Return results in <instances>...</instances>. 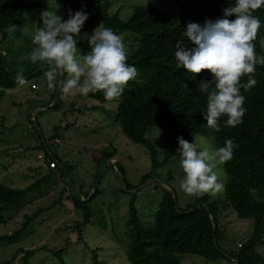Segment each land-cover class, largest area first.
<instances>
[{
	"label": "trees",
	"instance_id": "1",
	"mask_svg": "<svg viewBox=\"0 0 264 264\" xmlns=\"http://www.w3.org/2000/svg\"><path fill=\"white\" fill-rule=\"evenodd\" d=\"M42 1L0 0V44L20 23L24 12L28 11L31 14L28 16V20H31L35 11L47 8ZM164 1H167L166 6L161 7L137 5L133 7L132 15L128 19H122L118 13L110 12L109 0H54L58 10L66 17L69 9L75 12L83 7L89 13V18L82 29L83 33L91 34L100 25L121 34L128 48L126 63L133 65L138 71V76L128 82L122 96L118 100H113L116 108L115 122L122 133L131 142L143 145L151 159L152 170L144 175L138 185L128 183L121 176L128 191H136L137 195L138 189L150 179L160 178L155 172L156 169L165 167L178 153L177 136H182L189 142H193L196 135L210 136L215 148L223 146L228 139L233 140L235 144L232 159L222 164L226 174L222 199L203 194L185 209H180L175 194L171 190H164L159 207L149 222L141 220L136 206L137 198L129 201V218L125 225L127 261L129 264H181L180 255L190 254L207 261L227 258L236 264H264V256L257 250L259 246H264V64L256 66L253 74L256 84L247 90L240 88L241 94L246 97L243 107L247 109L242 122L235 127L227 126L224 123L227 116L223 115L218 121L219 130L210 128L201 116V111L206 109L208 94L216 91L215 84L211 82L212 76L208 70L191 74L183 68H177L174 55L176 42L183 40L186 47H191L187 38L182 36L187 23L203 24L206 18L214 21L222 15L225 7L234 6L235 0ZM253 15L261 21L256 39L253 41L255 52L258 56L264 57V44L261 43L264 41V6L255 10ZM77 46L79 47V42ZM7 57L8 53L5 54L0 48V96L4 95L6 89H13L20 83L19 76L10 69ZM28 64L29 68L21 77L31 79L44 76L43 84L32 81L31 90L33 91L32 85H36L34 91H39L44 85L43 89L48 92L50 98L48 104L52 105L57 95V102L53 106L57 107L64 93L62 91L57 93L58 89L48 88L44 75L47 70L46 64L40 61L36 63L29 61ZM66 78V73L57 77L58 80ZM240 79L243 84L247 82L248 77L242 76ZM88 96L97 104L86 105L83 111L80 109L84 114L88 110H100L109 101L105 99L102 90L89 92ZM26 108L28 109V106ZM38 108L34 113V122H37L36 113H40L44 105L39 104ZM4 122L5 119L2 120V126H5ZM18 125L14 123L9 130H15ZM71 125L66 124L64 129H69ZM153 128L161 130L163 139L161 155L147 136ZM57 138V133L50 137L51 140ZM38 147L45 152L47 160L50 159V162H55V166H59L58 156L50 151L46 141H42ZM18 148L20 147H15ZM115 157V151L104 154L105 161ZM160 157L162 159L159 161ZM123 168L117 161L115 169L118 174L122 175ZM54 174L51 171L24 189L0 184V224L7 221L3 215L5 211L17 207L29 194L48 185ZM75 187V184L71 183L69 188L60 191L51 206H64L70 201L82 214L83 219L76 226L80 235L92 221L91 203L99 195L94 190V196L87 200L90 193L85 197L82 193L78 196ZM121 191L128 192L123 190V184ZM230 208L235 211L238 218L253 220V235L239 246L237 252L229 253L219 244L218 215ZM190 210L194 211L189 212ZM35 214L25 216L17 230L0 236V240L5 239L10 244L19 242ZM42 249L47 250L48 247ZM37 251L39 250H26L22 257L23 263L31 264ZM62 254L63 250L54 252L60 264H64ZM97 256V251H93L94 264H99Z\"/></svg>",
	"mask_w": 264,
	"mask_h": 264
},
{
	"label": "rangeland",
	"instance_id": "2",
	"mask_svg": "<svg viewBox=\"0 0 264 264\" xmlns=\"http://www.w3.org/2000/svg\"><path fill=\"white\" fill-rule=\"evenodd\" d=\"M52 1L42 2L49 11H57L58 15L67 19ZM109 1L110 12L118 13L122 19H128L133 7L137 5L161 7L167 3L164 0ZM40 12L41 9L35 11L31 20H28L31 14L24 12L20 23L0 44L1 50L8 53L10 69L19 77L31 64H28L26 56L33 48L31 37L34 28L40 23ZM78 48L84 54L89 50V45L86 40H82ZM23 79V84L6 89L4 95L0 96V184L24 189L51 171L55 174L48 185L29 194L20 205L3 213L7 221L0 224V236L13 233L25 220V216L36 214L19 242L10 244L5 239L0 240V264H24L23 254L26 250L33 249L39 251L32 258L31 264H60V260L54 255L58 250H63L64 264H94L93 251H97L99 264H129L126 257L125 225L132 198H137L136 206L141 220L149 222L159 207L164 190H171L175 194L180 209H185L202 196L187 194L180 189L179 180L184 173L179 164V153L165 167L157 168L155 172L160 178L150 179L138 189L137 195L136 191L122 192L124 179L121 176L128 183L138 185L144 175L152 170V166L147 149L131 142L115 122V102L108 101L100 110H88L84 114L80 109L83 111L86 105L97 103L88 96L89 93L81 95L73 90L64 93L57 107H53L57 100L55 103L53 100L52 106L48 104L50 98L43 89L44 85L39 91H34L36 89L33 88L32 91L30 87L32 81L43 84L44 76ZM37 103L44 105V108L36 113L37 122H34V113L39 109ZM4 119L5 126H2ZM14 123L19 125L10 131L9 128ZM66 124L72 125L65 130ZM55 133L58 138L51 140L50 137ZM147 136L161 155V130L153 128ZM42 141H46L50 151L58 156V167L55 162L47 160L45 152L38 147ZM193 142L207 143L215 148L210 136L196 135ZM16 146L20 148L15 149ZM113 151L116 152V157L105 161L104 154ZM161 159L160 157L159 161ZM117 161L124 167L122 175L115 169ZM217 171L218 179L225 188L226 174L223 165L218 166ZM71 183L75 184L78 196L82 193L85 197L90 193L87 200L94 196V190L99 195L91 203L92 221L80 235L76 226L83 218L73 204L67 201L64 206H51L59 192L69 188ZM223 193L224 189L213 197L222 199ZM218 219L219 244L229 253L237 252L239 246L253 235V220L238 218L231 208L220 213ZM43 247L48 249L43 250ZM257 250L264 256V246H259ZM180 260L181 264H233L227 258L207 261L190 254L180 255Z\"/></svg>",
	"mask_w": 264,
	"mask_h": 264
},
{
	"label": "clouds",
	"instance_id": "3",
	"mask_svg": "<svg viewBox=\"0 0 264 264\" xmlns=\"http://www.w3.org/2000/svg\"><path fill=\"white\" fill-rule=\"evenodd\" d=\"M262 6L264 0H235L234 6L225 7L214 21L206 18L203 24L187 23L182 36L191 47H186L183 40L176 42L177 68L191 74L208 70L212 76L216 91L208 94L201 116L217 131L223 115L227 116L224 121L227 126L235 127L242 122L247 109L243 107L246 97L240 88L247 90L254 86L256 66L264 64V57L257 55L253 43L261 25L253 12ZM88 18L89 13L83 7L75 12L69 9L67 19L57 11L43 10L31 37L33 48L26 59L46 64L44 75L50 89L63 93L74 90L81 95L102 90L106 100H118L128 82L136 79L138 71L126 63L128 48L121 34L100 25L91 34H82ZM82 40L89 45L84 54L77 46ZM65 73L67 79H57ZM242 76L248 77L246 83L241 84ZM18 80L24 83L23 77ZM176 139L184 173L179 180L180 189L197 196L222 193L224 184L218 179L217 169L232 159L234 141L228 139L223 146L212 148L210 144L189 142L182 136Z\"/></svg>",
	"mask_w": 264,
	"mask_h": 264
},
{
	"label": "water",
	"instance_id": "4",
	"mask_svg": "<svg viewBox=\"0 0 264 264\" xmlns=\"http://www.w3.org/2000/svg\"><path fill=\"white\" fill-rule=\"evenodd\" d=\"M57 93H59V90H58ZM56 100H57V95H56L55 98H54V103L56 102ZM52 105H53V104H52ZM123 184H124V186H123V187H124V190H125V191H128L127 188H126V184H125L124 180H123ZM193 211H194V210H190L189 212H193Z\"/></svg>",
	"mask_w": 264,
	"mask_h": 264
},
{
	"label": "built area",
	"instance_id": "5",
	"mask_svg": "<svg viewBox=\"0 0 264 264\" xmlns=\"http://www.w3.org/2000/svg\"><path fill=\"white\" fill-rule=\"evenodd\" d=\"M32 88H33V89H36V85H32Z\"/></svg>",
	"mask_w": 264,
	"mask_h": 264
}]
</instances>
